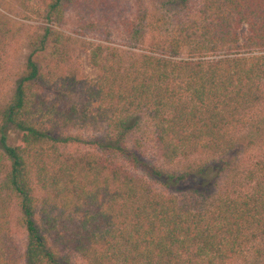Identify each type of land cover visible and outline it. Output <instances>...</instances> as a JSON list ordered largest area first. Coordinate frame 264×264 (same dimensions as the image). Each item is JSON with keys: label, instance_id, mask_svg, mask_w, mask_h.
I'll return each instance as SVG.
<instances>
[{"label": "trees", "instance_id": "obj_1", "mask_svg": "<svg viewBox=\"0 0 264 264\" xmlns=\"http://www.w3.org/2000/svg\"><path fill=\"white\" fill-rule=\"evenodd\" d=\"M79 1L40 0L46 25L0 105V264H71L56 242L88 264H264V0H136L120 24L134 43H89L96 74L81 79L61 68L56 29ZM89 128L104 134L73 133ZM143 128L164 163L189 162L174 184L262 153L246 189L165 193L111 159L135 162L127 140ZM79 144L93 150L61 151Z\"/></svg>", "mask_w": 264, "mask_h": 264}, {"label": "rangeland", "instance_id": "obj_2", "mask_svg": "<svg viewBox=\"0 0 264 264\" xmlns=\"http://www.w3.org/2000/svg\"><path fill=\"white\" fill-rule=\"evenodd\" d=\"M78 3L77 6L66 11L63 24L56 29L64 34L65 55L61 68L64 71L76 73L81 79L94 77L96 74V70L88 63L86 47L89 43L107 45L110 43H105V41H111L114 46H117L115 44L118 43H134L131 35L120 30V24L123 19L133 17L139 3L136 0H80ZM40 4V0H27L24 7L18 0H0V32H2L0 41L4 42L5 49L0 79V105L8 99L24 68L29 53L28 46L35 36L36 29L46 25L45 21H42V16L32 13V11H38L41 8ZM144 5L150 7L151 0H144ZM244 32L245 30L242 29V35ZM73 133L82 135L86 141H89L96 135L102 136L104 131L89 128ZM11 135L13 137V134ZM127 147L128 151L136 157V163L131 158L125 159L121 156H112L111 159L121 163L130 172L144 177L159 191L179 194H187L194 187H198L197 189L205 194L246 189L244 171L248 168L250 159L256 157L258 153H262L258 150L243 154L241 160L239 159V164L231 171L223 173L219 178H209L203 174V176H198L196 181L189 179L186 182L174 184L173 179L167 178L168 175H178L184 172L189 164L188 161L164 163L156 155L150 133L145 128L136 130V133L129 137ZM79 150H93V148L87 144L69 145L61 148L62 152H77ZM195 161L196 163L201 162L203 157L195 158ZM156 171L160 172V175ZM42 195L43 193L40 192L39 198ZM18 218L19 211L14 204H11L10 233L18 249L23 252L26 233L24 227L18 223ZM54 245L60 254L69 258L71 264H88L80 255L65 249L61 242H56Z\"/></svg>", "mask_w": 264, "mask_h": 264}]
</instances>
